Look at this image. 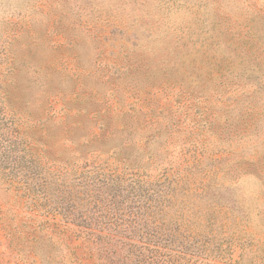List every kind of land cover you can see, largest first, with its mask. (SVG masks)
<instances>
[{"label": "rangeland", "instance_id": "obj_1", "mask_svg": "<svg viewBox=\"0 0 264 264\" xmlns=\"http://www.w3.org/2000/svg\"><path fill=\"white\" fill-rule=\"evenodd\" d=\"M0 264H264V0H0Z\"/></svg>", "mask_w": 264, "mask_h": 264}, {"label": "trees", "instance_id": "obj_2", "mask_svg": "<svg viewBox=\"0 0 264 264\" xmlns=\"http://www.w3.org/2000/svg\"><path fill=\"white\" fill-rule=\"evenodd\" d=\"M116 180H118V179H116ZM115 180V181H116ZM60 212V211H59ZM65 215V217L68 219V218H70V217H68V216H72V215H70V213H68V214H64ZM90 230H95V231H100L99 229H95V228H91Z\"/></svg>", "mask_w": 264, "mask_h": 264}]
</instances>
